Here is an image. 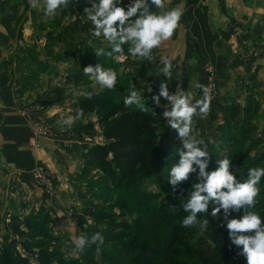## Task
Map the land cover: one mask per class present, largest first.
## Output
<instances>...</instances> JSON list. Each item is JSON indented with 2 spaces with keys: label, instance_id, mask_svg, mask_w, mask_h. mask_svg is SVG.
I'll return each mask as SVG.
<instances>
[{
  "label": "crops",
  "instance_id": "0c3cea01",
  "mask_svg": "<svg viewBox=\"0 0 264 264\" xmlns=\"http://www.w3.org/2000/svg\"><path fill=\"white\" fill-rule=\"evenodd\" d=\"M128 2L124 0L125 5ZM181 3L185 9L181 25L169 41L154 50L153 62L130 59L129 65H117V99L126 97L133 84L140 91L142 102L157 95L164 80L159 68L165 57L173 63L170 93L179 85L194 99L198 98V93H194L199 90L196 84H205L204 67L208 63L218 74L228 75L245 71L247 59H264V0H170L169 6ZM85 6H89L87 2L68 9L75 17L65 20L63 35L57 33L58 18L47 17L43 4L39 7L41 12L27 24L26 0H0V67L11 75L0 85V213L9 208V197L16 200L14 211L19 215L45 203L44 191L32 180L36 165L45 166L65 187L75 181L74 175L83 163V153L89 146L71 132L72 126L58 121L73 116L72 106L86 89L82 83H74V76L90 81L83 68L97 65L96 49L109 47L103 38H92L89 30L93 26L81 18ZM23 53L31 58L37 56L40 66L41 61L48 63L35 84L17 82L20 74L26 73L27 66L23 62L17 64ZM255 67L258 71L264 64ZM88 87L94 89L97 85ZM161 103L166 105L167 101L161 98ZM38 120L49 127L51 134L39 141V146H32L33 125ZM163 130L176 133L166 122Z\"/></svg>",
  "mask_w": 264,
  "mask_h": 264
},
{
  "label": "rangeland",
  "instance_id": "374dc122",
  "mask_svg": "<svg viewBox=\"0 0 264 264\" xmlns=\"http://www.w3.org/2000/svg\"><path fill=\"white\" fill-rule=\"evenodd\" d=\"M85 2L87 1H83L78 5ZM42 4L43 0H41V5ZM26 5V23L28 24L30 18L41 11H39V7L35 9L31 8L28 4V0H26ZM43 11L45 12V9H43ZM66 14L67 10L57 16L59 20L56 26L58 29L57 33L63 35L66 34V26L64 25V15ZM30 25L32 24L30 23ZM62 26L63 28H61ZM74 29L77 30L76 32L78 34L82 33L80 29ZM35 44L36 43H33V45ZM58 46L61 47L62 45L58 44ZM25 55L23 53V58L21 61H18L17 64L23 62L22 65L25 64L27 66L26 73L20 74L19 78H22L16 80L17 82L20 80L22 83L28 82L27 85L32 84V82L35 84L38 80L35 78L41 76L40 72L43 71L38 64L39 58L37 56L31 58ZM257 59V57H252L250 58V62L248 59L245 60L249 63L248 66L245 67V71L228 75L218 74L208 63L204 67V85H209V77L214 75L216 80V88L213 95L214 99L211 102V110L206 119L194 118L196 124L195 129L199 134L202 133L198 138L204 139L208 144H213L216 139L215 128L217 125H221L226 119H241V122L243 121L245 125V143L236 145L234 142H230L224 148L220 149V155L222 158L231 155V160L234 164L236 160L244 157L243 166L245 167L248 164H256L257 159L260 158L264 150V68H260L257 71V67H255L263 65L264 59H260L261 62L256 61ZM105 62L107 63V67H109L111 63V65L116 68L117 65H129L130 59L124 61L122 64L108 58H105ZM40 64L42 67L43 65H48L47 62L43 61H41ZM35 65L38 67L40 66L38 70L35 68ZM0 71L7 73L3 67H0ZM36 73L38 75H35ZM7 75L11 78L9 73H7ZM73 81L74 83H82V87H86L84 92L91 90L89 92L100 95L102 100L112 102L114 97H116L108 96L110 93H115L116 95L114 89L112 91H107L105 89L98 91L99 85L95 81L83 79L80 75H75ZM88 85H97V88L93 89L88 87ZM194 93L195 95L198 93V98L196 99L202 96V91L200 89H195ZM81 97L82 95L80 98ZM72 109L73 116H75L78 111V103H75ZM200 120L203 122L201 123ZM207 122L210 126H207ZM87 123H93L94 130L92 134L80 137L77 131L85 127ZM71 130L72 133L77 134L84 141L87 147L105 144V139L103 137L104 128L99 126L97 116L94 113H84V117L77 120L72 125ZM203 130L206 131L203 132ZM238 135L239 134H236V136L234 135V139H237ZM45 137L49 138L50 135H46ZM170 143H177L179 146L180 140L178 138V133L171 134L168 130H162L159 137L160 146L165 147ZM87 162H85V164H79L80 167L74 175L75 181H71L70 184L65 187H62V182L60 180L58 181L57 178L49 172L48 175L52 178L49 184L52 189H49V184H45L43 181L39 182L32 177L34 183L39 185L44 191L45 203L41 204L37 209L30 211V214L19 215L15 213L16 211L14 210L17 208L16 200L9 197L6 203L9 208L4 213H0V249L5 248L10 241L15 240L16 251L21 256H27L30 260L34 261L36 242L37 244L42 243L46 245L49 249H58V252L61 253L64 258L63 260L67 261L68 259H74L78 264H112L114 260L123 264H131L132 258L143 256V242H147L153 246H156L157 243L160 242L169 244L171 250L168 256L171 261L182 263L183 260H185L187 263L189 262V264H194L195 244L202 241V248H204L214 244L216 239L221 238L225 241L230 240L226 226L221 227V219H214L210 215L205 216L204 214H198V219L209 220V224L204 231H201L198 226L190 228L182 227V219L188 215V213L184 211V208H182V211H177L176 214L178 215L173 217V230L171 233L169 227L163 229L155 228L152 225V219L156 217H153L152 214H160V208L167 205L168 202L165 195L161 194L153 199L152 204L154 205L152 206L147 196H144L145 192H159L160 186L157 184V179L154 176L146 179L143 183V187L137 185L136 187L127 188V186H119L117 184V176L111 178L96 162L91 160ZM261 164L263 165L255 167H264V158ZM210 167L211 166H209L208 171L211 169ZM234 170L235 166L233 169L230 168V171L233 172ZM195 182H197L196 174H194V179L191 184L186 185L187 187L183 189L184 192H181L182 206L187 202L188 193L193 190L192 186ZM117 185L120 188L117 187ZM162 186L165 188L164 185ZM169 187L171 188V185L167 186V190H169ZM123 199L125 202L122 204L121 201ZM263 200V197L257 198L255 211L258 212L263 209ZM90 203L91 205H89ZM46 211L49 219L46 218L47 222L45 227H41V219ZM39 212L40 214L37 216L39 219L38 223H35L37 217L36 219L30 218V226L29 229H27L24 224L25 219L29 218V216L33 217L35 213ZM210 212L211 207L209 209V213ZM139 213L143 214L144 217L140 216ZM233 215L239 218L242 213H233ZM12 216L18 217L20 222H22L19 225V229L23 230L25 237L15 233L12 229ZM137 216H139V225L143 227V231L138 241H135L131 235H128V232L133 231L126 226L133 225L135 220L138 219ZM103 217L105 218V222L102 221ZM157 218H161V216L159 215ZM125 224L126 226H124ZM42 231L44 232L42 233ZM219 231L223 234L219 235ZM96 232H100L101 234L102 232H107L106 234L108 237L114 238L115 242H105L104 245L101 246V251L99 252L96 251V245H92L89 248L85 247L83 251L76 249L75 240L78 236H88L90 238L91 235ZM119 232L127 233V235L123 237L126 241L122 243L118 241L115 236L120 238L118 235ZM23 241L29 244L31 253L25 250L22 245ZM228 242L230 243V241Z\"/></svg>",
  "mask_w": 264,
  "mask_h": 264
},
{
  "label": "clouds",
  "instance_id": "9594fccd",
  "mask_svg": "<svg viewBox=\"0 0 264 264\" xmlns=\"http://www.w3.org/2000/svg\"><path fill=\"white\" fill-rule=\"evenodd\" d=\"M28 4L35 9L41 6V0H28ZM78 4L79 0H43L47 17L55 18L67 10L65 20L75 17L68 9L75 8ZM87 4L89 6L83 8L84 16L81 18L93 26L89 30L92 38H103L109 46L108 50L96 49V56H104L121 64L128 59L153 62L154 50L174 36L185 15L184 5L181 3L170 7V0H129L126 5L124 0H87ZM162 64L159 72L164 80L159 84L158 94L152 96V102L157 108H164L161 118L178 133L181 144L176 150L178 159L171 166L168 184L174 192L178 189L182 192L180 186L189 181L191 174H196L197 181L183 205L188 215L182 219V227L198 226L204 231L209 220L198 219V214L221 219V227L226 226L231 243L240 250L238 255L245 258L246 264H264V219L254 210L260 195L258 185L264 178V167L249 168L247 178L242 182L230 171L232 160L228 157L217 160L216 170L208 171L211 162L209 145L204 139L198 138L200 134L195 129L194 118L206 119L210 113L214 99L212 85L196 84L202 91L199 99H194L190 92H184L179 85L170 93L169 81L173 77V63L165 57ZM120 71L123 72L124 68ZM83 72L101 89L112 91L117 85L118 71L113 67H104L99 63L84 67ZM81 95L89 100L93 99L92 92ZM161 98L167 101L166 105H162ZM142 101L140 91L133 84L123 101L124 106L135 105L142 112L151 110L156 115ZM83 117L84 112L81 109L75 116H69L58 123L71 127ZM233 213L242 215L237 218ZM104 243L105 237L96 232L90 238L78 236L75 247L83 251L85 247L96 245V251L99 252Z\"/></svg>",
  "mask_w": 264,
  "mask_h": 264
},
{
  "label": "trees",
  "instance_id": "16d2710c",
  "mask_svg": "<svg viewBox=\"0 0 264 264\" xmlns=\"http://www.w3.org/2000/svg\"><path fill=\"white\" fill-rule=\"evenodd\" d=\"M83 1L87 0H79V4ZM96 58L97 64L100 63L104 67H107V63L105 62L106 57L100 56ZM109 67L114 68L115 66L111 65L110 63ZM38 68L36 67L37 70ZM41 70L43 71L40 73L43 74L45 72L44 65L43 67L41 66ZM35 75L38 74L36 73ZM8 79L9 77L7 73L0 71V85H4ZM35 79H38V77ZM108 96L114 97L116 95L115 93H110ZM124 99L125 97L120 99L114 97L113 101L110 102L107 100H102L100 95H96L94 93L93 99L91 100L87 99L83 95L80 98L78 102V110L82 109L84 113H94L97 116L99 126L104 128L103 137L105 139V144L92 145L86 149V151L83 153V163L85 164V162H89L90 160L96 162L100 168L108 174V176L111 178L117 176V184L119 186H127V188L136 187L137 185L143 187L145 180L149 179L151 176H154L157 179V184L160 186L159 192H145L144 196H147V199L152 206L154 205L152 204L153 199L160 196L161 194L165 195L168 203L164 207L160 208V214H152L153 217H156L152 219V225L155 228L162 229L169 227L171 233L173 230V217L178 215L176 214L177 211H182L183 206L181 205V191L178 189L174 192L172 187H169V190H167V186H169L168 178L171 166L176 163L178 159V156H176V150L179 149L181 145L179 144L178 146L177 143H170L165 147L160 146L159 137L164 128L165 122L161 118L164 108H157L152 102V96L145 100L143 104L149 109H153L156 115H154L151 110H149L147 113L142 112L135 105L131 107H125L123 103ZM93 130V123H87V125L83 128H80L77 133L81 137L83 135L92 134ZM215 132L216 139L214 143L208 144L209 151L211 153V162L209 165L211 166V169L209 172L216 170L218 167L217 160L223 159L220 155L221 148H224L230 142H234L236 145H242L245 143V125L244 122H241V119L239 118L235 120L226 119L221 125L219 124L216 126ZM236 134L239 135L237 139H234L233 136H236ZM227 157L231 159V155ZM243 158L244 157H241L236 160L235 164L232 162L231 166L232 169L235 166L233 173L237 176V179L241 180V182L247 178V171L249 168L263 165L261 162L264 158V150L260 158L257 159L256 164H248L245 167L243 166ZM193 179L194 174H191L189 181L182 184L180 188L185 189L187 187L186 185H190ZM118 185L117 187H119ZM162 185H164L165 188ZM258 187L260 189V195L257 198L263 197L264 199V178L261 179ZM124 202L125 201L123 199L121 203L123 204ZM89 205H91V203ZM262 208L263 209L258 211V213H260L262 219H264V206ZM39 214L40 212L35 213L33 217L29 216V218L25 219L24 224L27 229H29L30 226L29 219H36ZM43 215L44 216L41 219V227H45L47 222L46 218L49 219L47 211L44 212ZM139 215L144 217L141 213H139ZM159 215L161 218H157ZM138 217L139 216H137V218ZM11 220V226L15 233L25 237L23 230L19 229V225L22 223L20 222V219H18L16 216H12ZM38 221L39 219L37 217V221H35V223H38ZM102 221L105 222L104 217ZM221 222L223 223L222 220ZM124 226H126V224ZM126 227L133 231L128 232V235H131L135 241H138L143 231V227L139 225V218L135 220L133 225H128ZM43 232L44 231H42V233ZM106 233L102 232V235L105 237V242H115L114 238L108 237ZM221 234L223 233L219 231V235ZM118 235L120 238L117 236L115 237L120 243L126 241L123 237L124 235H127V233L119 232ZM226 241L222 240L221 238L216 239L214 244L204 248H202V241L195 244L194 264H246L245 258L238 255L240 250L237 249L230 240H228L230 243ZM35 244V259L32 261L29 257L21 256L16 251L15 240L10 241V243H8L5 248L0 249V264H78V262L74 259H68L67 261L63 260L64 258L62 254L58 252V249H49L42 243L37 244L35 242ZM22 245L25 250L31 253L29 244L26 241H23ZM170 250L171 248L169 244L166 243L159 242L156 246H153L147 242H143V256L132 258L131 264H189V262L187 263L185 260H183L182 263H175L171 261L170 257L168 256ZM112 264L123 263L118 261L116 262L114 260Z\"/></svg>",
  "mask_w": 264,
  "mask_h": 264
},
{
  "label": "built area",
  "instance_id": "2783aa9c",
  "mask_svg": "<svg viewBox=\"0 0 264 264\" xmlns=\"http://www.w3.org/2000/svg\"><path fill=\"white\" fill-rule=\"evenodd\" d=\"M129 3V2H128ZM209 84L212 85V94L214 95L215 92V88H216V80L214 75L209 77ZM49 129V127L42 121H37L34 123L33 125V133H32V141H31V145L32 146H39V141H42L44 139H46V135H50L49 133H51V131ZM32 177L35 180H38L39 182L43 181L45 184H49L51 183V179L48 175V171L45 168V166L38 164L36 165L33 170H32ZM49 178V179H48ZM49 189L51 188V185L49 184ZM46 187V186H45ZM50 192V191H49Z\"/></svg>",
  "mask_w": 264,
  "mask_h": 264
}]
</instances>
